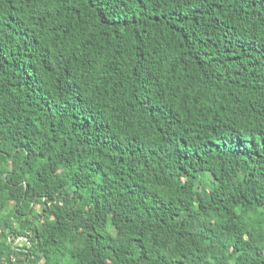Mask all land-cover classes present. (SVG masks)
<instances>
[{"label": "trees", "instance_id": "1", "mask_svg": "<svg viewBox=\"0 0 264 264\" xmlns=\"http://www.w3.org/2000/svg\"><path fill=\"white\" fill-rule=\"evenodd\" d=\"M0 264H264V0H0Z\"/></svg>", "mask_w": 264, "mask_h": 264}, {"label": "built area", "instance_id": "2", "mask_svg": "<svg viewBox=\"0 0 264 264\" xmlns=\"http://www.w3.org/2000/svg\"><path fill=\"white\" fill-rule=\"evenodd\" d=\"M18 242L19 243H28L29 239H27L26 237H20Z\"/></svg>", "mask_w": 264, "mask_h": 264}, {"label": "rangeland", "instance_id": "3", "mask_svg": "<svg viewBox=\"0 0 264 264\" xmlns=\"http://www.w3.org/2000/svg\"><path fill=\"white\" fill-rule=\"evenodd\" d=\"M119 235H121V233H119Z\"/></svg>", "mask_w": 264, "mask_h": 264}]
</instances>
